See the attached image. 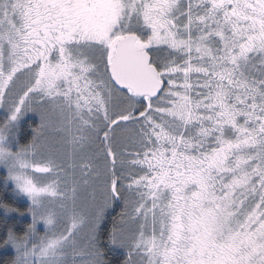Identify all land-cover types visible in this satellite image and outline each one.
Listing matches in <instances>:
<instances>
[{"label":"snow or ice","instance_id":"1","mask_svg":"<svg viewBox=\"0 0 264 264\" xmlns=\"http://www.w3.org/2000/svg\"><path fill=\"white\" fill-rule=\"evenodd\" d=\"M0 264H264V0H0Z\"/></svg>","mask_w":264,"mask_h":264},{"label":"trees","instance_id":"2","mask_svg":"<svg viewBox=\"0 0 264 264\" xmlns=\"http://www.w3.org/2000/svg\"><path fill=\"white\" fill-rule=\"evenodd\" d=\"M32 122H30L29 124H31ZM28 132H29V129H28V126L25 125V135L27 136L28 135Z\"/></svg>","mask_w":264,"mask_h":264},{"label":"rangeland","instance_id":"3","mask_svg":"<svg viewBox=\"0 0 264 264\" xmlns=\"http://www.w3.org/2000/svg\"><path fill=\"white\" fill-rule=\"evenodd\" d=\"M30 122H32V121H29L28 124H29Z\"/></svg>","mask_w":264,"mask_h":264}]
</instances>
